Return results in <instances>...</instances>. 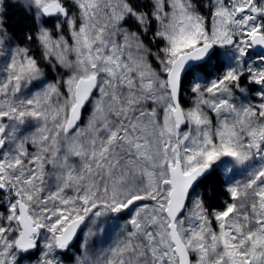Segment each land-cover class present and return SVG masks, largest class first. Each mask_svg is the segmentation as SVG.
Wrapping results in <instances>:
<instances>
[{"label": "snow or ice", "instance_id": "obj_1", "mask_svg": "<svg viewBox=\"0 0 264 264\" xmlns=\"http://www.w3.org/2000/svg\"><path fill=\"white\" fill-rule=\"evenodd\" d=\"M69 261L264 264V0H0V264Z\"/></svg>", "mask_w": 264, "mask_h": 264}, {"label": "trees", "instance_id": "obj_2", "mask_svg": "<svg viewBox=\"0 0 264 264\" xmlns=\"http://www.w3.org/2000/svg\"><path fill=\"white\" fill-rule=\"evenodd\" d=\"M9 14L11 17L10 23L15 24L16 21L21 17V12L17 10V8L15 7H10L9 9ZM218 182H220V180H218Z\"/></svg>", "mask_w": 264, "mask_h": 264}, {"label": "rangeland", "instance_id": "obj_3", "mask_svg": "<svg viewBox=\"0 0 264 264\" xmlns=\"http://www.w3.org/2000/svg\"><path fill=\"white\" fill-rule=\"evenodd\" d=\"M238 178H242V177H238ZM223 179H224V175H223V172H221V174H220V176H219V180H220V182H222ZM121 223H122V221H121ZM118 231H119V228H116V229L110 230V236H111L112 238H114L115 235H116V233H117ZM77 243H79V241H77ZM73 251H74V252L76 251V248H75V247L73 248ZM77 254H79V252H77ZM69 264H71L70 261H69Z\"/></svg>", "mask_w": 264, "mask_h": 264}]
</instances>
